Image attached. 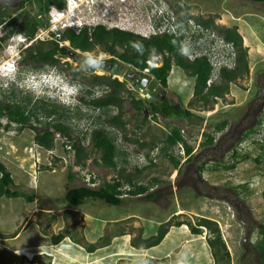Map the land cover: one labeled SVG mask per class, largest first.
<instances>
[{
    "label": "rangeland",
    "instance_id": "obj_1",
    "mask_svg": "<svg viewBox=\"0 0 264 264\" xmlns=\"http://www.w3.org/2000/svg\"><path fill=\"white\" fill-rule=\"evenodd\" d=\"M65 2L72 3L67 12L65 3L64 11L53 8L46 18L51 19V14L56 16L58 13L54 21L66 22L65 25L80 20L79 23L119 28L141 36L177 31L184 35V45L190 49L189 60L206 54L212 64L222 65L217 69L214 67L213 80L218 78L220 69L236 66L238 52L219 31V28H235L247 52L249 72L230 84L229 93L223 99L218 98L213 109L204 110L200 104L189 105L194 101L195 78L187 76L176 65L170 71L168 87L163 89L150 75L144 78L149 79L145 86H141V81L135 83L134 79H127V74L136 72L120 61L118 65L127 69L124 75L111 74L110 70L100 66H88L85 61L88 56L99 57L101 61L111 58L100 46L91 52L71 49L68 57L60 58L56 69L35 61H23L18 75L9 72L6 78L0 79V88L6 90L10 98L14 94L17 100H31L27 103L35 113L32 126L36 129H22L0 117V161L14 179L15 186L11 188L32 195L34 201L0 199V264H19L21 261L27 264L26 258L44 264H61L62 259V264H117L119 260L172 264L169 257L160 254L169 244L180 242L182 253L173 264H215L207 241L208 237L214 236L212 232L200 227L202 233L193 234L186 225L196 226L199 218L218 225L231 255L230 264H263L256 243L260 235L258 226L264 223L261 197L264 191V97L261 102L257 100L264 91V3L246 0ZM19 6L0 4V9L9 7L13 11L12 17L20 12H29L33 16L38 11L33 2H28L21 10ZM185 14L191 16L188 23L178 22ZM201 20H213V23L206 29L199 24ZM7 32L0 28V38ZM51 32V24L47 23L31 40L21 35L20 39L7 38L2 42L0 73L6 72L3 66L14 57L10 52L24 60V49L34 42L52 39ZM60 46H69V42ZM161 64L162 57L157 56L149 65L157 67ZM49 74L59 77L56 85L45 84L39 90L25 86L29 77L38 79ZM93 75L111 76L125 82L120 107L98 110L81 101V98L92 100L106 93L103 86L91 82ZM66 80H72L81 89L80 93L61 96ZM89 88L94 89V96L87 94ZM155 90L159 92L157 98L154 97ZM69 96H74L77 102L67 104ZM159 98L181 104L195 116L181 119L156 115L149 111V102L157 103ZM132 99L144 102L141 112L133 107ZM54 106L56 113L47 118L44 109ZM116 116L123 121V128L110 123ZM225 120L228 125L218 132L217 125ZM58 122L70 126L72 140L56 134L53 150L39 146L34 139L37 130L43 132L47 123ZM252 127L257 131L247 135ZM96 128H106L114 139L116 168L105 167L101 152L91 149V132ZM174 128L181 129L185 142L193 148L191 161L187 160L182 143L168 147L166 137ZM206 135L213 136L212 145H204ZM76 142L88 152L84 165L77 164L73 146ZM201 163L205 165L197 172L200 179L194 170ZM128 174L136 185L146 186L148 191L132 196L128 194L131 185L122 180L121 206L88 200L82 206L72 207L64 201L72 188L90 186L98 189ZM151 194L152 197H147ZM232 201L237 206H233ZM167 222L171 226L165 237L171 228L175 229L171 230L164 245L153 251L155 255H146L148 251L133 247V243L139 247L146 245L157 235L160 225ZM174 230H180L178 240L173 236L177 232ZM60 233L69 236L54 245L50 238ZM127 235L131 237L129 241ZM90 245L97 246L92 253L87 251ZM63 250H70L73 258L64 256Z\"/></svg>",
    "mask_w": 264,
    "mask_h": 264
},
{
    "label": "trees",
    "instance_id": "obj_2",
    "mask_svg": "<svg viewBox=\"0 0 264 264\" xmlns=\"http://www.w3.org/2000/svg\"><path fill=\"white\" fill-rule=\"evenodd\" d=\"M246 1L264 3V0ZM28 2H33L37 5L38 11L36 15L31 16L29 12H20L16 14V16L12 17L11 15L13 11L10 10L9 7L0 9V28L3 27L8 30V32L0 38V45L14 34H22L31 40L35 37L40 27H44L47 23H50V18L48 17L47 19L46 17L50 14L52 9L55 8L57 10H63L66 3L65 0H26L20 4L18 9H23ZM190 19L191 16L189 14H185L184 17L178 19V22L188 23ZM212 23L213 20H201L199 22V24L206 29L209 28ZM169 30L171 29H168V31ZM219 31L225 41L231 43L235 47L238 55L236 58V66L231 69H220L217 73L218 78L214 80L211 85H208V81L215 69L209 59V56L204 54L189 60L188 55H184L180 51L181 47L184 46V35H180L177 31H174V33L166 32L141 36L119 28L108 29L103 25L93 27L86 26L80 31L67 29L65 31L62 30L57 32L60 35L59 38H57L53 33L51 34L52 39L50 40L40 42L37 41L36 43L34 42L24 51L23 61H35L39 62L41 66H49L56 69L60 64V58L68 57L71 49L74 51L79 50L81 52H91L96 47L100 46L105 53L111 56L110 59L106 60L108 64L118 65V62L120 61L124 64H128L135 72L138 73L144 74V72L148 70L145 77L148 78V75H150L163 89L168 87V77L170 71L172 67L176 65L181 68L187 76L195 78L194 101L189 105L191 107H195L196 104H200L204 110H211L217 103L218 98L223 99L229 93L230 84L236 82L237 79L243 77L249 72L247 52L242 46L241 35L235 28H219ZM63 42H69V46H60ZM157 56L162 57L161 66H150L149 62L153 61ZM140 81L142 84V80ZM12 82L16 83L14 79ZM71 82L73 81L71 80ZM91 82L96 85L98 84L103 86V91L106 93L101 97L96 99L94 98L92 100H85L84 98H81V101L85 104H90L91 107L98 110L107 109L113 106H121V94L126 90L125 82H120L117 78H112L111 76L97 75L92 76ZM11 93H13V90ZM87 94L94 96V89L89 88ZM0 97V117L7 118L10 124H17L22 129L27 127L32 130L36 129V127L32 126V119L35 113L28 108V103L31 100H28V98H25L24 100H17L14 94H12V97L10 98L7 91L1 88ZM132 103L133 107L138 112L142 111L144 106V102L142 100L132 99ZM149 104V111H152V113L156 115L160 114L165 118L186 119L195 116L188 108H183L181 104L171 103L166 98H164L160 103H153L150 101ZM56 111L57 109L55 106L52 108L49 107V109H44L47 118H50V116L53 115V113H56ZM110 123L118 125L121 128L124 126L120 116L111 118ZM227 125L228 122L225 120L217 125L216 129L218 132L223 131ZM51 127L53 128L52 131L50 130ZM71 131L70 126L63 122L47 123L43 132L37 130L34 139L39 146L48 150H53L55 145V135L62 134V136L72 140ZM256 131L257 129L252 127L246 134L249 135L255 133ZM206 136L207 140L204 142V145H212L214 142L213 136ZM166 143L170 148L182 143L185 154L188 158L187 160H192L193 148L185 142L180 128H174L169 133L166 137ZM73 146L76 149L77 164L84 165L83 161L88 156V152L79 142L74 143ZM91 149L101 152V161L105 167H117L116 144L106 128H96L91 132ZM175 164L177 165L178 163L176 162ZM122 180L131 185L132 189L128 190V194L132 196L142 195L148 191V187L136 185L132 176L128 174L125 177L120 176L119 179L112 183H105L104 186L98 189H94L90 186L72 188L64 196V201L72 207L82 206L88 200L103 201L112 206H121L123 204V200L119 196L123 193ZM12 186H15L14 179L6 166L0 161V199L23 198L28 203H32L34 201V197L32 195H27L19 190H13L11 188ZM152 196L153 195L151 194L147 197ZM261 197L264 201V191L262 192ZM176 225L180 226L181 223H177ZM186 225L190 227L193 234H201L202 229L200 227L209 229L214 236L212 238L208 237L207 241L211 247L215 264H230V252L228 251L221 231L215 222L209 219L199 218L196 226H192L190 223H186ZM170 226L171 224L169 222L161 224L157 235L152 237L146 245L139 247L133 243V247L137 249H146L159 245L167 234ZM258 229L260 235L256 243V248L259 252V259L264 264V223L259 224ZM68 236V233H60L52 236L50 239L54 245H57ZM96 247L97 246L95 245L87 246V251L92 253L97 249ZM26 259L24 260L27 264H44L43 261L36 263L34 260L28 261V259ZM19 264H23V262L21 261ZM117 264L140 263L131 260H119Z\"/></svg>",
    "mask_w": 264,
    "mask_h": 264
},
{
    "label": "clouds",
    "instance_id": "obj_3",
    "mask_svg": "<svg viewBox=\"0 0 264 264\" xmlns=\"http://www.w3.org/2000/svg\"><path fill=\"white\" fill-rule=\"evenodd\" d=\"M72 6V3L71 2H66V12L70 9V7ZM58 11H64V10H58ZM57 14L56 16L51 14V19L49 20L50 24L53 20V18H57L58 17V13H55ZM59 14H63V13H59ZM82 16V15H81ZM83 18V16H82ZM82 20V19H81ZM80 21V20H79ZM79 21L77 22H74L73 25H65L62 27L63 24H66V22L62 23V22H55L56 25L58 27H60V31H65L67 29H74L76 31H80L82 28L84 27H93V25H89L88 23H83V22H80ZM69 24V23H68ZM172 27V25H171ZM22 34H14L13 36L9 37L10 40L16 38V39H20V36ZM30 40V39H29ZM30 46V45H29ZM27 46V48L29 47ZM27 48H25L24 50H26ZM181 53L184 54V55H188L189 54V47L187 45H184L181 47L180 49ZM10 55H13V59L12 61L6 63V65H4V70L6 72H3V74L0 73V79H4L7 77V74L10 73H14V74H17L20 72V66L21 64L23 63V57L20 58V56H15V53L13 52H10ZM88 62L89 64L93 65V66H96V65H99L101 63V59L99 57H93V56H88ZM150 64V62H149ZM148 71V70H146ZM143 74V73H142ZM144 77H145V74H144ZM145 80V79H143ZM142 80V81H143ZM59 82V77L54 75V74H49L47 76H41L39 77L38 79L37 78H32V77H29L26 81H25V86L29 89H32V90H39L41 89L45 84L47 85H56L57 83ZM75 89V90H74ZM81 89H78L76 86H75V83L74 82H71V80H66V82H64L63 84V89L62 91L60 92V95L63 96L64 93L66 95H75V94H78L80 93ZM70 97V96H69ZM69 101L70 102H67V104H72L74 103L75 101L77 102V100L74 98V96L70 97L69 98Z\"/></svg>",
    "mask_w": 264,
    "mask_h": 264
},
{
    "label": "crops",
    "instance_id": "obj_4",
    "mask_svg": "<svg viewBox=\"0 0 264 264\" xmlns=\"http://www.w3.org/2000/svg\"><path fill=\"white\" fill-rule=\"evenodd\" d=\"M173 229H175V228H173ZM172 228L169 230V233H168V235L171 233V230H173ZM174 231H177V230H174ZM179 231L180 230H178L176 233H174L173 234V236L175 237V238H177V240H178V238H179V236H178V233H179ZM172 234V233H171ZM168 235H167V237H168ZM127 239H128V241L131 239V237H130V235H127ZM167 237H165V239L163 240V242L161 241V243L159 244V245H157V246H153V247H150V248H146V249H141L143 252L145 251H148V252H146V255H155L154 253H153V251H156L157 249H160L163 245H164V243H165V241H166V238ZM116 238V237H115ZM114 238V239H115ZM116 239H118V238H116ZM196 239H198V238H196ZM199 239H202V238H199ZM179 246H182V243L180 242V244L179 243H172V244H169L168 245V248H167V250H163V252H162V254H160L161 255V257L162 256H164V257H169V259H170V262L173 264L177 259H179L180 258V254L182 253V250H180V247ZM46 247V246H45ZM37 252V251H36ZM64 252H67V253H64ZM38 253H40V252H38ZM62 253H63V255L64 256H70V258H73L72 257V254H71V252H70V250H63L62 251ZM66 254V255H65ZM73 254H74V252H73ZM158 257H160V256H158ZM62 261H63V259L61 260V264H62Z\"/></svg>",
    "mask_w": 264,
    "mask_h": 264
},
{
    "label": "water",
    "instance_id": "obj_5",
    "mask_svg": "<svg viewBox=\"0 0 264 264\" xmlns=\"http://www.w3.org/2000/svg\"><path fill=\"white\" fill-rule=\"evenodd\" d=\"M23 1H25V0H3V1H1L0 4L1 5H6V6H9V7H16L17 5H20ZM85 61H86L88 66H91V67L100 66L102 68H106V69L110 70L111 73H115V74L118 73L120 75H124L126 73V70H127L126 66L121 67L119 65H111V64H108L107 61H101V63L99 65H96V66H93V65L89 64L88 59H86ZM134 77H135V74L130 75L131 79H134ZM146 82L148 83L147 79L143 80L142 81V86H145ZM248 237H249V233L247 234L245 241H247Z\"/></svg>",
    "mask_w": 264,
    "mask_h": 264
},
{
    "label": "flooded vegetation",
    "instance_id": "obj_6",
    "mask_svg": "<svg viewBox=\"0 0 264 264\" xmlns=\"http://www.w3.org/2000/svg\"><path fill=\"white\" fill-rule=\"evenodd\" d=\"M128 76H127V78H130V75H133V74H127ZM144 78H146V77H144V74H142V73H138V72H136L135 73V77H134V81H135V83H138V82H140V80H143ZM139 80V81H138ZM134 83V84H135ZM148 83H149V81H148ZM159 96V92L157 91V90H155L154 91V97H158ZM264 97V91H261L260 92V94H259V96H258V98H257V100L259 101V102H261L260 100L262 99ZM163 101V99L161 98H159V100H158V102L157 103H160V102H162ZM205 165V163H201V165H199V166H197L196 168H195V172H196V174H197V176H199V174L197 173L198 172V170L199 169H201L203 166ZM199 178L201 179V177L199 176ZM226 199V198H225ZM233 202V201H232ZM236 205V203L235 202H233V206H235ZM237 206V205H236ZM238 209H240V207L238 206Z\"/></svg>",
    "mask_w": 264,
    "mask_h": 264
},
{
    "label": "built area",
    "instance_id": "obj_7",
    "mask_svg": "<svg viewBox=\"0 0 264 264\" xmlns=\"http://www.w3.org/2000/svg\"><path fill=\"white\" fill-rule=\"evenodd\" d=\"M54 19L55 18H53V20H52V22H51V30H52V34L54 33L55 34V36L57 37V38H59L60 37V35H59V33H57V32H59L60 31V27H58L57 25H56V23L55 22H53L54 21ZM63 26H65V24H63L62 25V27ZM214 67H215V69H217L218 67L220 68L222 65L220 64L219 66H215L214 64H212ZM213 76H214V74H213ZM213 76H212V78L211 79H209V81H208V84L210 85L214 80H213ZM89 183V182H88Z\"/></svg>",
    "mask_w": 264,
    "mask_h": 264
}]
</instances>
